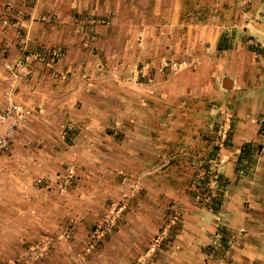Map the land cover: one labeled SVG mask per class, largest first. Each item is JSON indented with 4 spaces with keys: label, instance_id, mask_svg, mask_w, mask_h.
Returning <instances> with one entry per match:
<instances>
[{
    "label": "rangeland",
    "instance_id": "obj_1",
    "mask_svg": "<svg viewBox=\"0 0 264 264\" xmlns=\"http://www.w3.org/2000/svg\"><path fill=\"white\" fill-rule=\"evenodd\" d=\"M96 4L107 35L95 44L80 25L76 36L95 58L84 71L105 94L101 110L79 111L68 81L48 104L58 109L22 131L72 146L38 153L54 158L40 167L15 163L38 168L25 201L50 222L0 264L52 250L57 262L71 252L69 264H264V113L221 91L231 73L264 75V0ZM21 181L10 177L4 194ZM2 198L15 211L19 196Z\"/></svg>",
    "mask_w": 264,
    "mask_h": 264
},
{
    "label": "crops",
    "instance_id": "obj_2",
    "mask_svg": "<svg viewBox=\"0 0 264 264\" xmlns=\"http://www.w3.org/2000/svg\"><path fill=\"white\" fill-rule=\"evenodd\" d=\"M97 2L99 0H0L1 112L3 110L1 100L3 93L7 90L6 87L10 86L11 82H17L14 75L11 72L8 73L5 64L14 61L21 55L20 47L23 38H26L28 43L26 53L33 54L32 62L17 72L19 88L16 100L27 108V115L21 120L10 152L0 157V194H3L4 197L12 196L13 199L19 196L15 211H12L13 206L9 202H5L3 198L0 200V262H5L7 258L21 252L26 244L28 245L30 241L33 242L38 237L39 229L45 228V223L50 222L47 211L39 218L33 216L34 211L40 209L39 204L25 201L30 193L35 192L28 179L34 180L40 177L38 168L33 170L34 165L37 164V167H40L41 162L48 164L49 160L52 162L54 159L51 155L42 157L38 153L57 146L61 148L72 146L71 138H64L58 142L54 139H24L21 138L22 131L28 125L32 126L33 120L38 121L40 118L45 120L46 116L58 109L48 104L52 98L64 96L65 92H61L68 81L72 82L69 84L75 85V88L72 86L74 89L70 91L68 99L76 100L75 104L79 103V111L83 114L94 115L101 110L99 99L105 94L97 88V82L93 83L94 77L89 78V74L87 75L84 71L89 66L90 68L94 67L95 58L84 52V49L80 47V40L76 36L79 35L76 28L80 25L87 31L93 30L95 44L98 42L97 44L100 45L102 36L107 35L105 26L99 21L101 13ZM82 20L84 25L76 24ZM46 51H53L57 55L47 58ZM89 59L90 62H88ZM259 74L258 77L245 78L231 73L230 77L223 78L221 81V91L227 92L229 97L241 98L242 93L245 94L244 99L249 98L251 107H261L260 110L251 112L257 117L264 113V75L262 70H259ZM227 80L231 82L230 86L226 85ZM251 101L253 102L251 103ZM246 141L249 140L239 141L238 144L243 146L247 144ZM77 159L82 161L83 158ZM15 163H30L33 167L29 165L19 170ZM48 171L54 172L50 168H47ZM9 175L23 179V181L19 183L17 192L4 194L6 190H3V186L9 183L7 182L10 180ZM52 175L50 174V176ZM13 189L15 190V188ZM5 207L11 212L8 213L6 210L3 212ZM43 208L47 209L48 207ZM119 251L121 252L116 253L119 258H131L129 252L122 253L124 249ZM71 258L72 253L65 252L64 259L57 262L58 258H56L55 251L52 250L49 256L39 259L34 264H69Z\"/></svg>",
    "mask_w": 264,
    "mask_h": 264
},
{
    "label": "built area",
    "instance_id": "obj_3",
    "mask_svg": "<svg viewBox=\"0 0 264 264\" xmlns=\"http://www.w3.org/2000/svg\"><path fill=\"white\" fill-rule=\"evenodd\" d=\"M87 35L89 39L91 38L93 40L95 38L92 29ZM21 51L22 53L18 58L5 64L6 69L14 75L15 79L18 78V70L24 69L33 60V54L26 53L25 48ZM45 53L47 58L55 55L52 51H46ZM16 96L17 86L13 84L4 95L5 103L2 112H0V157L10 152L14 136L20 126L21 120L27 115V108L17 102ZM12 264L23 263L19 261Z\"/></svg>",
    "mask_w": 264,
    "mask_h": 264
}]
</instances>
